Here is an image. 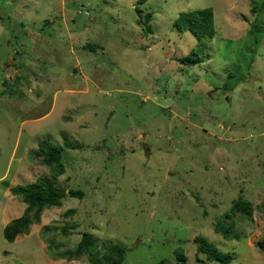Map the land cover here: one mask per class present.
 Here are the masks:
<instances>
[{
	"label": "rangeland",
	"instance_id": "obj_1",
	"mask_svg": "<svg viewBox=\"0 0 264 264\" xmlns=\"http://www.w3.org/2000/svg\"><path fill=\"white\" fill-rule=\"evenodd\" d=\"M202 8L211 39L173 25ZM190 53L204 60H176ZM43 139L62 147L55 183L84 195L6 240L26 207L10 187L51 177L32 154ZM239 195L253 211L226 239L214 223ZM83 231L100 254L125 247L123 264H181L178 250L204 264L196 236L264 264V0H0V264H90L59 255Z\"/></svg>",
	"mask_w": 264,
	"mask_h": 264
},
{
	"label": "trees",
	"instance_id": "obj_2",
	"mask_svg": "<svg viewBox=\"0 0 264 264\" xmlns=\"http://www.w3.org/2000/svg\"><path fill=\"white\" fill-rule=\"evenodd\" d=\"M145 1L146 0H137L139 4ZM136 10L139 13V21L145 25L149 31L148 21L151 18V14L146 13L143 18L141 10L139 8H136ZM173 25L179 32L188 30L198 39L202 37L211 39L215 35L213 11L211 8L180 11ZM82 46L85 49L93 51L97 45L85 42ZM176 60L183 65H193L203 61L204 58L190 53ZM63 144L71 149H79L82 147L81 143L75 139H70L67 134L63 135ZM61 151V146H55L48 139L40 141L37 147L32 150L33 156L38 157L41 163L51 171V177L38 178L29 183L17 184L10 187L9 190L11 194L24 202L26 207L20 216L11 219L4 225L3 236L6 240L13 241L19 234L28 233L31 224L40 221L43 210L51 206H60L62 198L66 195L78 198H82L84 195V192L79 189H66L55 183V178L63 174L65 170ZM252 211V203L242 195H239L232 200L229 210L225 211L221 218L214 223L215 232L226 239L233 237L236 233L233 230L235 225L234 216L237 213H243L247 217H250ZM71 212H73V209L67 211V213ZM226 219L230 220L228 224H224V220ZM76 227V223H68L64 227V231L66 232ZM45 229H49V227L45 226ZM193 241L196 243L195 260L197 262H202L204 264H231V261L234 259L232 253L220 251L203 236H196ZM257 243L258 247L264 251V238L259 239ZM104 249V252L100 254L99 248L94 246L92 234L88 231H83L76 247L72 250H65L59 253V255L62 257L64 254H68V258H74L81 254H87L90 264H123L126 253L125 247L119 244H112L107 245ZM175 255L178 261L184 264L186 257L182 250H178ZM207 261L209 263H207ZM163 263V261L158 262V264Z\"/></svg>",
	"mask_w": 264,
	"mask_h": 264
}]
</instances>
